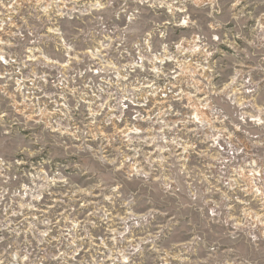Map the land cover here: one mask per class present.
I'll list each match as a JSON object with an SVG mask.
<instances>
[{"label":"clouds","instance_id":"9594fccd","mask_svg":"<svg viewBox=\"0 0 264 264\" xmlns=\"http://www.w3.org/2000/svg\"><path fill=\"white\" fill-rule=\"evenodd\" d=\"M0 264H264V0H0Z\"/></svg>","mask_w":264,"mask_h":264}]
</instances>
